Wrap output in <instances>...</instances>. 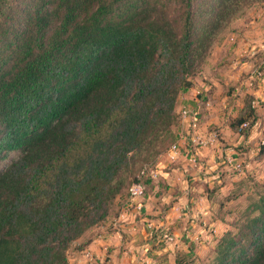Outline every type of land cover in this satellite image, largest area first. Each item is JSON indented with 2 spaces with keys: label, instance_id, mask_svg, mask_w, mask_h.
<instances>
[{
  "label": "trees",
  "instance_id": "trees-1",
  "mask_svg": "<svg viewBox=\"0 0 264 264\" xmlns=\"http://www.w3.org/2000/svg\"><path fill=\"white\" fill-rule=\"evenodd\" d=\"M254 1L0 0V264H69L167 148L189 77ZM251 209V251L224 264H264V194Z\"/></svg>",
  "mask_w": 264,
  "mask_h": 264
},
{
  "label": "rangeland",
  "instance_id": "rangeland-1",
  "mask_svg": "<svg viewBox=\"0 0 264 264\" xmlns=\"http://www.w3.org/2000/svg\"><path fill=\"white\" fill-rule=\"evenodd\" d=\"M178 8L179 4L175 6L176 11L172 7L170 9L169 16L174 22L178 18V15H176ZM262 18H264V0L254 1L245 5L224 26L220 34L216 36L212 46L222 39H226V37L237 45L236 40L237 42L239 41V36L237 34L231 36L232 33L239 32L234 26L242 21L253 26L258 20L261 21ZM260 27H264V23L260 24ZM261 33L259 39L254 42L256 45L253 48H248L250 51L253 49L256 51L262 41H264V30ZM212 46L208 55L211 54ZM208 55H206L205 60L196 67L189 77L191 80L190 88L181 92L177 98L174 110L175 118L170 126L171 134L169 133V135H171V138L166 141L167 148L157 155L155 159L151 158L138 163L129 177V179L135 181L139 176L141 168L147 165L155 167L168 147L176 140L177 132H185L187 135L186 131L190 130L188 129L190 118L185 117L183 111L185 108H191V106L196 107L197 102H200L201 104L198 109L196 107L198 124L195 130H197L201 140H205L203 146L208 145L214 153L217 150L219 153L218 157L214 158L215 166L209 172H201L202 177L190 179L191 175L184 176L187 184L194 182V186L196 187L192 195L185 193L189 197L193 196L192 200L194 202L191 203V200H188L186 203H179L178 199L175 200L179 204L174 206L175 210L173 212H176L178 216L181 213L183 216V213L186 212L187 217L184 215V221H181L178 217L179 224L176 228L170 224L167 225L169 232L173 234V240L167 241L159 238V233L156 232V234L151 235L149 240H143V246L138 253L131 252L132 248H124L131 241L128 238L129 235L131 233L138 235L139 233L137 231L138 228L132 231H120L117 229L119 227L117 226L118 222L125 217L122 213H128L134 209V202L128 194L129 186L134 182L132 181L127 183L122 192L116 196L109 207L107 216L90 227L82 236L71 242L67 250L69 264H115L118 261L121 264V259L125 258L129 264H177V262L179 264H224L230 257L240 255L242 250H246V252L251 251L250 236L253 230L251 218L259 213L258 210L251 208L258 201L260 195L264 194V141H261L264 139L259 140L257 138V140L247 141L248 130L245 129L242 132L237 130V124L240 120H246V123L250 124L249 127L251 126V118L247 119L245 117V115L250 117L255 114H252L251 110H246L243 114L235 110L227 113L228 111L226 112L222 108L219 109L215 105L213 109L205 112L207 120L203 116L204 112H202L201 106L205 103L206 99L203 100L204 93L200 92V88L198 87H201L202 83L206 81L203 75L208 72V68L206 67ZM256 72L257 76L264 77V72H261V69ZM191 90L192 94L189 93ZM220 99L218 98L219 101ZM191 101L194 103L190 104ZM208 102L209 100H207L206 104ZM261 103L260 101L259 104ZM211 105L212 102H210L209 106ZM259 129L261 133V125ZM212 136L216 139V142L208 143L206 139ZM245 139L247 142H245ZM214 143L219 144L218 148L212 147ZM203 146L199 148L197 155H200ZM226 149L228 153H225ZM227 154L231 155V157ZM14 155L16 156L15 153ZM228 158H234L241 164V168L236 169L233 166V161L232 163L227 161ZM201 163V160H197L198 166ZM6 164L7 162L3 165ZM150 180L151 178L146 179L148 187L146 194L153 189L157 197L158 195L165 197L170 195L167 193L173 191L168 189L169 184L165 186L166 183L161 181H159L161 186L158 188L153 187L152 180ZM177 194L179 195V193ZM140 201L144 206L145 200L142 198ZM169 210L170 205L163 204V213L160 216L155 215L153 219L157 218L158 221H155L153 224L159 226L161 222L165 223V217L168 219L171 216L167 213ZM173 212L171 211L170 213ZM141 216L143 214L139 212L135 213V218ZM144 223L141 222L138 227H143L145 230L150 229ZM230 239L234 241L232 244H228L230 245L228 249V253L230 254L227 256V259H224L220 263V256L226 249L222 250V248L226 246V243ZM90 242H94L97 245L95 247L102 248L101 254L89 248ZM87 250L92 251V253L88 255ZM160 250L162 252L169 250V253L166 252L163 255ZM147 257L151 258L152 261H149L150 263L146 261Z\"/></svg>",
  "mask_w": 264,
  "mask_h": 264
},
{
  "label": "crops",
  "instance_id": "crops-1",
  "mask_svg": "<svg viewBox=\"0 0 264 264\" xmlns=\"http://www.w3.org/2000/svg\"><path fill=\"white\" fill-rule=\"evenodd\" d=\"M262 21H264V18H262L261 21L258 20L253 26L244 21L239 22L234 26L239 32L232 33L231 36L233 34L239 36V41L237 42L236 40L238 46L235 45L234 42L232 43V40H228L227 37L212 46L211 54L208 55L206 61V67L208 68L209 74L208 72H203L206 81L202 83L201 87H198L200 88V92L202 91L204 93L202 97L203 100L206 99L204 101L205 103L201 106V110L203 109L202 112H204L203 116L206 117V120L207 115H205V112L213 109L215 105H217L219 109L222 108L224 111H228L227 113H231L230 111L232 110L241 112L240 114H243L246 110H251L252 114L255 113L250 117L245 115L247 119L251 118L250 120L252 123L250 127L248 125V127H241V124L246 122V120H241V123L237 124V130L239 132H242L245 129L248 130L247 141L253 139L257 140V138H259V140L264 139L262 138L264 137V77L257 76L258 74L256 72L257 70L260 71V69L261 72H264V52H260L259 48L256 51H254V49L252 51L248 49L253 48L256 45L254 42L257 41L259 35L262 34V30H264V27H260V24L264 23ZM189 93L192 94V90ZM218 98H221L220 101ZM207 100H209L208 104H206ZM192 101L190 104L194 103ZM260 101L262 102L261 104H259ZM210 102H212L211 106H209ZM200 104V102H197L196 107L198 108ZM253 107L254 109H252ZM260 125L262 126L261 133L259 129ZM200 132L202 131L200 130ZM246 139L245 142H247ZM206 140L208 143L216 142V139L213 136ZM218 145V143H214L212 147L218 148ZM201 149L198 160H201L202 163L199 166L189 162L184 152L178 154L175 159L170 158L166 152L162 155V158L156 164L158 175L152 180V184L153 187L158 188L161 186V183L159 182L161 181L166 183L165 186L169 184L170 186L168 189L173 191L167 193L170 195L165 197H163V195H158L157 197L156 194H154L153 189L152 191L147 192L143 198L145 200L144 206L141 211H138L140 214H143V216L139 218H135V213L137 212L135 208H131L132 210L128 213H122L125 217L121 220L122 222H118L117 226L119 227L117 229L120 231H132L138 228L137 231L139 232L138 235L132 233L129 235L128 238H130L131 241L127 243L124 248H132L131 252L138 253L143 246V240H149L151 235L155 234V232L150 231V229L145 230V228L138 226L141 222H145L147 226L148 221H153L152 223L158 221L157 218L155 220L153 218H155V215L160 216V214L163 213V204H169L170 210L173 212V210H175L174 206L179 203H186L188 200H191V203L194 202L192 200L193 196L189 197L185 193L192 195L196 187L194 186V182L187 184V181L184 180V176L191 175L190 179L202 177V173L209 172L210 169L215 166L214 158L216 156L218 157L219 153L218 150L214 153L208 145L203 146ZM225 153H228L227 149L225 150ZM227 155L231 157V155ZM177 193H179V195ZM176 199H178L179 203L175 201ZM170 210L167 212L171 215L170 218L166 219L167 217H165L166 222H161L158 227L169 230L167 225L170 224L176 228L179 224L178 217L181 221H184V215L187 217L186 212L183 213V216L182 213L178 216L176 212L170 213ZM88 246L95 252H100L101 254L102 248L95 247L97 245L94 244V242H90ZM160 252L162 251L160 250ZM166 252L169 253V250L162 252L163 255H165ZM87 253L89 255L92 251L87 250ZM146 261L151 262L152 260L147 257ZM115 264L120 263L118 261L115 262ZM121 264H129V262L125 258L121 259Z\"/></svg>",
  "mask_w": 264,
  "mask_h": 264
},
{
  "label": "built area",
  "instance_id": "built-area-1",
  "mask_svg": "<svg viewBox=\"0 0 264 264\" xmlns=\"http://www.w3.org/2000/svg\"><path fill=\"white\" fill-rule=\"evenodd\" d=\"M259 51L264 52V41L259 46ZM198 109V108H197ZM196 107L191 106V108H185L183 111V114L185 117L190 118L188 129L187 130V135L185 132L180 133L181 131L176 133V140L168 147L166 154L172 158L175 159L177 158L178 154L184 152L186 158L188 159L189 162H191L194 165H197V160H198V151L201 146H203L205 140H201V138L198 136L197 130H195L197 124H198V112H197ZM248 123L243 122L241 124V127L247 126ZM194 128V129H193ZM192 132V133H191ZM194 132V133H193ZM191 133V134H190ZM183 142V144H181ZM229 163H232L233 161V166L236 169L241 168V164L237 162L234 158H228L227 160ZM157 168L152 167V166H144L141 168L138 180L133 182L129 186V196L131 200L134 202L133 203V208H135L138 211H141L143 208V205L141 203V199L144 198L146 194V185L144 182V179L148 176H151L153 178H156L158 173H157ZM147 227L150 228V231L158 232L159 233V238L165 239L167 241H172L173 240V234L169 232L168 229H164L158 226H155L152 222H148Z\"/></svg>",
  "mask_w": 264,
  "mask_h": 264
}]
</instances>
